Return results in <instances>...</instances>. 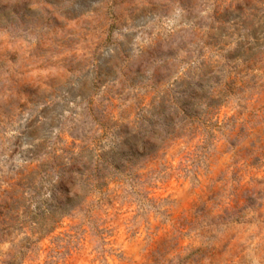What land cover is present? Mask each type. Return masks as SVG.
I'll return each mask as SVG.
<instances>
[{
	"label": "clouds",
	"instance_id": "1",
	"mask_svg": "<svg viewBox=\"0 0 264 264\" xmlns=\"http://www.w3.org/2000/svg\"><path fill=\"white\" fill-rule=\"evenodd\" d=\"M0 264H264V0H0Z\"/></svg>",
	"mask_w": 264,
	"mask_h": 264
}]
</instances>
